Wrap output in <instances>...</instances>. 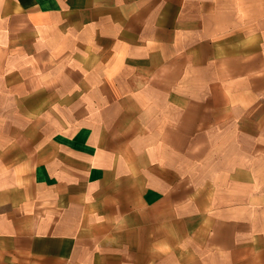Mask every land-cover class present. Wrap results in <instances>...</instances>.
<instances>
[{
  "label": "crops",
  "instance_id": "1",
  "mask_svg": "<svg viewBox=\"0 0 264 264\" xmlns=\"http://www.w3.org/2000/svg\"><path fill=\"white\" fill-rule=\"evenodd\" d=\"M0 264H264V0H0Z\"/></svg>",
  "mask_w": 264,
  "mask_h": 264
}]
</instances>
